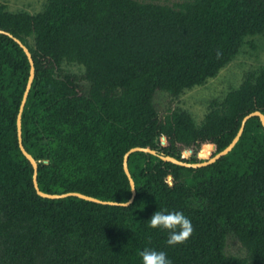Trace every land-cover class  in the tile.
Returning a JSON list of instances; mask_svg holds the SVG:
<instances>
[{
  "label": "trees",
  "instance_id": "16d2710c",
  "mask_svg": "<svg viewBox=\"0 0 264 264\" xmlns=\"http://www.w3.org/2000/svg\"><path fill=\"white\" fill-rule=\"evenodd\" d=\"M0 31L30 50L35 76L22 112V143L38 163L40 197L21 153L17 116L30 74L23 49L0 33V264H140L146 247L172 264H264V127L250 117L232 150L203 168L237 135L242 120L264 115V70L248 75L201 126L180 110L161 116L158 92L172 97L216 76L244 37L264 32V0H49L36 15L0 5ZM34 37V47L27 38ZM64 61L85 69L63 74ZM81 80L89 83L85 92ZM165 140L163 144L162 140ZM192 153L190 159L182 157ZM46 161V163H45ZM155 210L183 211L194 227L182 244L148 226ZM234 236L245 258L226 255Z\"/></svg>",
  "mask_w": 264,
  "mask_h": 264
},
{
  "label": "rangeland",
  "instance_id": "374dc122",
  "mask_svg": "<svg viewBox=\"0 0 264 264\" xmlns=\"http://www.w3.org/2000/svg\"><path fill=\"white\" fill-rule=\"evenodd\" d=\"M49 0H0L7 11L12 13L26 12L36 15L44 11ZM141 3H154L166 6H174L182 0H137ZM27 43L34 47V37L27 38ZM63 74H71L83 77L85 69L77 63L64 61L61 65ZM264 70V32L246 36L236 55L222 67L216 76L208 78L201 85L184 90L179 96L172 97L167 92H158L154 97V103L161 116L180 110L188 113L197 126H201L205 116L210 111L211 103L222 102L225 96L237 89L245 78ZM85 92L89 90V83L85 80L79 82ZM163 144L165 140L163 139ZM182 152V157L190 159L192 153L187 155ZM225 253L236 258H245L246 251L239 241L232 235L226 239Z\"/></svg>",
  "mask_w": 264,
  "mask_h": 264
},
{
  "label": "water",
  "instance_id": "95a60500",
  "mask_svg": "<svg viewBox=\"0 0 264 264\" xmlns=\"http://www.w3.org/2000/svg\"><path fill=\"white\" fill-rule=\"evenodd\" d=\"M0 33L5 34V35L9 36L10 38H12L23 49V51L26 54L28 61L30 63L29 79H28V82L26 85V89H25L23 99H22V102H21V105L19 108L18 116H17V137H18V145H19L21 153L26 157V159H28V161L31 163V165L34 169L33 185H34V189H35L36 193L40 197L47 198V199H61V198L69 197V196H75V197H78L80 199L90 201V202H94V203H98V204H102V205L118 206L119 203L101 201V200L96 199L94 197L87 196V195L80 194V193H65V194H60V195H58V194H47V193L42 192L39 189L38 182H37L38 163L33 158V156L27 152V150L24 148L23 143H22V112H23L28 93L30 91V88H31V85H32V82H33L34 76H35L34 61H33V57H32V54H31L29 48L20 39L15 38L13 35H11L8 32L0 31ZM253 116H258L260 118V121H261L263 127H264V115L261 112L255 111V112L247 115L246 117L243 118L241 127H240L237 135L235 136L233 141L228 145V147H226L223 151L217 153L215 156L209 158L207 161L198 162V163H189L186 161L178 160V159H176L174 157H170V156L159 155V157L164 161L171 162L173 164L183 166V167H187V168L197 169V168H203V167L210 166L211 164L215 163L216 161H218L219 159H221L222 157L227 155L232 150V148L236 145L237 141L239 140V138L243 132V127H244L245 122L250 117H253ZM133 152H147V153H151L153 155H157L155 151H152L148 148H141V147L132 148L124 155L123 170H124V173L126 174V176L128 178L130 188L135 187V183H134V180H133V178L129 172L127 160H128V156ZM45 163H46V161H45ZM131 193H132V197L129 200V201H131L130 204H132V202L136 196V189L134 191L131 190Z\"/></svg>",
  "mask_w": 264,
  "mask_h": 264
},
{
  "label": "clouds",
  "instance_id": "9594fccd",
  "mask_svg": "<svg viewBox=\"0 0 264 264\" xmlns=\"http://www.w3.org/2000/svg\"><path fill=\"white\" fill-rule=\"evenodd\" d=\"M135 189L130 188L133 191ZM130 203L129 200H122L118 206L128 208ZM147 220L149 228L167 233L166 245L169 247L184 243L194 231L191 219L180 210H155ZM139 261L140 264H172L165 250L149 247L139 252Z\"/></svg>",
  "mask_w": 264,
  "mask_h": 264
}]
</instances>
